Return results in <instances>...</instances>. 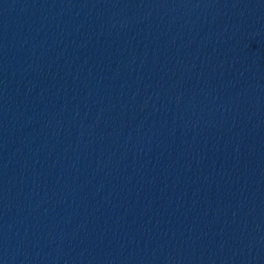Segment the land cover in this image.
Instances as JSON below:
<instances>
[{"label":"water","instance_id":"95a60500","mask_svg":"<svg viewBox=\"0 0 264 264\" xmlns=\"http://www.w3.org/2000/svg\"><path fill=\"white\" fill-rule=\"evenodd\" d=\"M0 264H264V0H0Z\"/></svg>","mask_w":264,"mask_h":264}]
</instances>
